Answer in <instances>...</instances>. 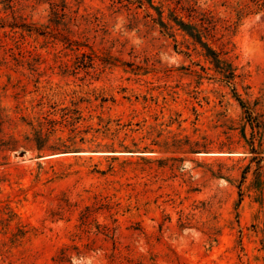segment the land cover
Wrapping results in <instances>:
<instances>
[{
	"label": "rangeland",
	"instance_id": "obj_1",
	"mask_svg": "<svg viewBox=\"0 0 264 264\" xmlns=\"http://www.w3.org/2000/svg\"><path fill=\"white\" fill-rule=\"evenodd\" d=\"M253 7L0 0V264H264Z\"/></svg>",
	"mask_w": 264,
	"mask_h": 264
},
{
	"label": "trees",
	"instance_id": "obj_2",
	"mask_svg": "<svg viewBox=\"0 0 264 264\" xmlns=\"http://www.w3.org/2000/svg\"><path fill=\"white\" fill-rule=\"evenodd\" d=\"M250 1L253 3V6H254L253 8H256V9H263L264 8V0H250ZM181 24H182V26H186V27H189L190 26V25L185 24V23H181ZM191 34L195 38H197L198 40H200V35H198L199 33L198 34H195V33H193V31H191ZM200 42H202L204 44V46H206V44L203 41H200ZM207 50H208V52H211L210 54H214L215 57H217V54L211 48H208L207 47Z\"/></svg>",
	"mask_w": 264,
	"mask_h": 264
}]
</instances>
